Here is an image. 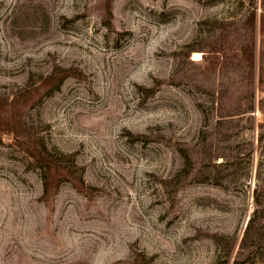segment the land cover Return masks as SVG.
<instances>
[{"label": "rangeland", "instance_id": "1", "mask_svg": "<svg viewBox=\"0 0 264 264\" xmlns=\"http://www.w3.org/2000/svg\"><path fill=\"white\" fill-rule=\"evenodd\" d=\"M0 264H264V0H0Z\"/></svg>", "mask_w": 264, "mask_h": 264}]
</instances>
